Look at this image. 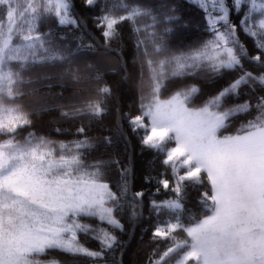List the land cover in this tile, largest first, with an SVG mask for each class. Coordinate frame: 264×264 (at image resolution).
<instances>
[{"label": "snow or ice", "instance_id": "1", "mask_svg": "<svg viewBox=\"0 0 264 264\" xmlns=\"http://www.w3.org/2000/svg\"><path fill=\"white\" fill-rule=\"evenodd\" d=\"M195 3L204 13L210 38L186 51H173L166 40L173 31L168 25L181 19L175 8L160 18L149 7L117 0L100 8L103 14L95 17L107 50L120 41L123 22L151 20L143 29H133L147 37L136 42L147 83L137 112L122 117L141 145L162 157L164 170L145 181L154 184L157 193L163 189L174 194L151 201L158 214L167 212L170 218L155 227L154 240L168 243L163 251L157 244L148 264H264V96L255 105L245 101L227 106L242 85L259 84L264 89V0ZM83 4L99 7L98 0ZM245 7L243 18L233 23L230 13L240 14ZM0 14V264H62L54 255L57 251L82 257L84 264H107L104 258L119 243L114 232L123 230L117 214L130 203L135 217L136 205L142 202L138 198L145 195L134 192L128 201L131 168L121 166V183L114 192L105 182V162H87L93 145L83 125L77 129L83 138L70 143L33 132L23 135L34 114L23 103L29 94L25 89L33 83L25 74L36 67H59L77 83L97 73L94 93L64 106L61 115L91 122L106 114L112 89L102 84L92 65H86L87 76L73 67L82 50L94 51L95 46H61L50 32L39 31L40 23L49 18L68 27L85 22L73 0H0ZM238 27L252 38L255 54L241 42ZM245 61L256 71L244 70ZM223 70L242 74L198 106L201 90L196 85L162 98L169 81ZM253 110L256 115L235 134H223L231 117ZM106 140L112 142L110 137ZM191 187L204 189L200 199L204 211L201 218L189 217L184 224L181 201ZM86 218L106 222L111 230H97L82 222ZM178 230L183 238L176 236ZM80 233H96L99 250L81 243Z\"/></svg>", "mask_w": 264, "mask_h": 264}, {"label": "trees", "instance_id": "2", "mask_svg": "<svg viewBox=\"0 0 264 264\" xmlns=\"http://www.w3.org/2000/svg\"><path fill=\"white\" fill-rule=\"evenodd\" d=\"M76 13L85 22L80 27L60 26L53 18L46 19L40 23L39 31L51 33V38L58 45H67L73 49L78 44H93L94 51L84 49L76 57L73 67H79L86 76L88 70L86 65H92L98 70L102 84H107L112 89V95L108 98L106 114L99 119L79 120L66 119L62 117L61 111L64 106L76 103L81 96L92 95L96 85L93 82L95 75L91 79H84L75 82L72 78L64 74L59 67H36L25 76L31 77L33 83L26 87L29 94L23 99L25 106L34 112L32 125L23 135L33 132L36 136H44L53 141H63L70 143L82 139L77 129L82 125L86 128L87 136L93 148L89 150L86 159L88 163L102 160L105 162L104 177L114 192L118 191L121 183V166L130 167L128 201H131L132 194L137 191H144L145 195L138 198L142 202L136 205L137 215L131 216L132 206L126 203L122 212L117 214V219L123 225V230L116 229L118 245L110 250L104 258L107 264H148L149 257L153 249L159 244V251L165 250L167 241L154 240L153 232L157 224L169 219L167 212L157 213L151 206V201L155 199L160 202L174 196L166 190L156 192L155 185L145 181L149 175L155 176L164 170L162 157L156 155L152 150L143 147L138 137L131 131L127 121L123 119L124 113L135 114L140 104L142 89L147 83V69H144V78L141 76L142 57L137 55V39H147L142 31L136 33L134 27H143L150 24L151 20L145 18L138 20L136 25L125 21L120 25L121 39L118 43L111 45L107 50L103 46V37L96 27L95 17L102 15L100 8L107 5L111 7L117 0H98L99 7L88 9L84 6L83 0H73ZM129 5L139 4L149 7L158 17L162 18L169 9L175 8V15L181 19L168 25L173 31L166 37L169 47L173 51H186L189 46H197L199 43L210 38L205 31L206 21L204 13L192 0H126ZM243 8L240 14L230 13V19L238 24L243 18ZM123 14V13H120ZM0 18L2 14H0ZM258 15L254 19H258ZM162 30V29H157ZM238 36L242 43L249 49L251 54L256 53L252 38L247 37L240 28H237ZM143 49L141 48L140 51ZM244 70L256 71L252 62H244ZM240 70H223L220 74L209 71H199L196 75L187 76L181 79L169 81L166 90H162V98H167L179 88L196 85L200 90V98L196 101L197 106L210 96L216 95L223 88L237 79L241 75ZM33 89L37 90L33 92ZM81 91H77V90ZM260 96H264V89L259 84L254 86L242 85L239 96H233L228 101L227 106L251 101L253 105ZM256 115L253 110L249 113H240L231 117L229 127L223 134H235L236 130L247 120ZM59 130V131H57ZM111 138L108 143L106 138ZM120 161V165L114 163ZM204 189L191 187L182 199L183 208L179 215L184 224H188L189 217L201 218L204 209L200 203L201 194ZM83 223L90 224L99 230L111 226L106 222H101L97 218H86ZM175 222V221H173ZM96 233L79 234L80 242L86 247L99 250L100 242L95 238ZM184 233L179 230L176 233L178 238H183ZM54 255L62 264H84V258L73 257L69 254L55 252ZM171 264V261H170Z\"/></svg>", "mask_w": 264, "mask_h": 264}, {"label": "rangeland", "instance_id": "3", "mask_svg": "<svg viewBox=\"0 0 264 264\" xmlns=\"http://www.w3.org/2000/svg\"><path fill=\"white\" fill-rule=\"evenodd\" d=\"M192 1H195V0H192ZM257 2L259 3V0H257Z\"/></svg>", "mask_w": 264, "mask_h": 264}]
</instances>
